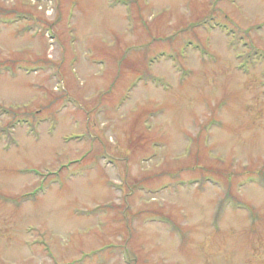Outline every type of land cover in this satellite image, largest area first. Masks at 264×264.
I'll return each instance as SVG.
<instances>
[{"label": "rangeland", "instance_id": "rangeland-1", "mask_svg": "<svg viewBox=\"0 0 264 264\" xmlns=\"http://www.w3.org/2000/svg\"><path fill=\"white\" fill-rule=\"evenodd\" d=\"M250 48L264 0H0V264H264Z\"/></svg>", "mask_w": 264, "mask_h": 264}, {"label": "trees", "instance_id": "trees-1", "mask_svg": "<svg viewBox=\"0 0 264 264\" xmlns=\"http://www.w3.org/2000/svg\"><path fill=\"white\" fill-rule=\"evenodd\" d=\"M235 36V35H234ZM236 39V38H235ZM235 39H232V40H230L231 42H232V45H235ZM241 40V39H240ZM186 44H188V45H190L189 44V42H187ZM185 44V45H186ZM187 45V46H188ZM249 56H252V57H254V56H259V52L257 51V50H252V51H250L249 52ZM248 56V57H249ZM9 113H7V114H12V111L9 109V111H8ZM27 116H22V117H17L16 118V124H17V122H20V123H24V120H27L28 118H26ZM15 119V118H14ZM33 127V126H32ZM255 175H258V174H250L249 176H255ZM261 181H263L264 182V180H261ZM176 184H178V183H176ZM138 186V185H137ZM165 188H167V187H161V188H159L160 190L161 189H165ZM150 192H156V191H150ZM237 205V203L236 204H234V206H236ZM155 217H157L156 219L157 220H159L160 222H163V223H168V224H170V220H168V218H166V217H161V216H157V214L156 215H154ZM172 230L173 231H176L177 230V227H175V226H172Z\"/></svg>", "mask_w": 264, "mask_h": 264}]
</instances>
